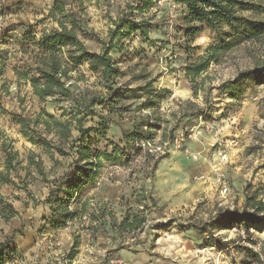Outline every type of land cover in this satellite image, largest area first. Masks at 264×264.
Instances as JSON below:
<instances>
[{"label": "rangeland", "instance_id": "374dc122", "mask_svg": "<svg viewBox=\"0 0 264 264\" xmlns=\"http://www.w3.org/2000/svg\"><path fill=\"white\" fill-rule=\"evenodd\" d=\"M58 2L65 15L56 9ZM173 2L176 8H172ZM136 4V0H0V199L18 211L8 221L0 218L6 234L15 232L17 247L16 256L0 264H242L244 257L252 260V254L264 247V224L207 225L219 210L242 212L247 196L264 202V81L245 83L237 99L221 87L239 71L253 67L255 59L264 58V50L248 52L241 46L230 51L220 64L210 66L203 83V89L211 88L209 92L201 90L198 97H188L190 87L184 73L188 57L204 54L216 40V33L205 29L195 39H188L187 12L177 0H154L143 11L129 8ZM73 13L83 28L78 30L82 41L95 52L108 44L115 20L128 16L127 20L146 24L147 37L136 31L119 43L113 41L116 45L110 55L125 72L119 84H144V80H132L143 71L154 79L155 88L171 92H162L163 100L152 108L143 106L147 104L145 97L119 101V106L128 107L121 117L118 112L95 109L111 121L106 137L90 133L93 148L112 154L118 146L122 151L113 155L115 159L102 158L97 178L68 203L76 215L54 227L52 222L60 217L53 213L55 203L47 201L48 181L66 170L72 155L65 158L33 143L30 137L55 140L53 132L45 131V117L39 114L44 109L60 118L68 112L67 102L58 104L53 97L42 100L15 70L23 71L25 62L34 68L31 58L39 47L33 42L39 41L44 30L60 29V21L70 27L68 20ZM24 48L31 54H25ZM139 63L142 67L135 68ZM80 69L86 80L77 83V92L103 93L87 65ZM35 73L31 71V75ZM188 102L206 105L203 115L215 127L211 133L200 128L195 139L189 140L187 148L198 154V159L175 148L152 155L138 146L141 139L170 140L166 128L176 127L175 135L184 134L193 125L180 117L187 112ZM146 117L155 124L150 135L148 128H143L141 138L128 139L134 123ZM23 124L30 136L23 133ZM84 125L93 123L88 119ZM191 141L201 145L188 146ZM219 150L226 159L221 160ZM9 152L16 169L8 172L11 182H5L1 175L7 172ZM30 158L39 162L44 175L29 164ZM116 181L119 198L106 200L99 191ZM125 215L130 216L129 222L134 217L138 221L129 230L120 231ZM196 228L206 231L201 234ZM239 245L244 249H238Z\"/></svg>", "mask_w": 264, "mask_h": 264}, {"label": "trees", "instance_id": "16d2710c", "mask_svg": "<svg viewBox=\"0 0 264 264\" xmlns=\"http://www.w3.org/2000/svg\"><path fill=\"white\" fill-rule=\"evenodd\" d=\"M177 1L185 7L187 12L185 21L188 39H195L205 29L216 33V40L206 52L196 58L189 56L184 67L185 77L188 79L193 97H198L201 90L206 94L209 92L211 88L203 89V83L209 77L207 73L210 66L220 64L230 51L241 46L248 52H252L251 49L254 51V48L264 50V0ZM136 2L134 7L129 6V8L143 11L154 4V0H136ZM56 9L65 15L63 6L59 2ZM76 16V13H73L69 17L70 27L65 24V21H60V29L44 30L39 41L33 42L39 47L35 56L31 58L35 61L34 68L25 62L26 67L23 71L15 70L21 79L31 83L35 94L42 100L53 97L58 104L67 102L68 112L60 118L48 114L44 109L39 114L45 117L42 121L45 131L53 132L55 140L49 141L45 138L35 140L30 137L33 143L55 150L65 158L72 155V161L67 164L66 170L59 176H53L49 181L46 180L50 184L47 201L50 204L55 203L52 204L53 213L55 217L57 215L60 217L58 220L55 218L52 222L54 227L64 225L67 220L76 215L69 210L68 203L75 198L76 192L80 193L97 178L102 158L115 159L113 155L122 151L118 146L114 147L112 154L93 148L90 133L95 132L97 137H106L108 124L111 121L100 116L95 109L100 107L102 111L106 109L110 113L118 112L117 115L121 117L122 111H128V107L119 106V101L130 99L135 101L145 97L147 104H143V106L152 108L163 100L162 92L166 94L171 92L155 88L154 79L143 71L134 74L132 80H144V84H137L134 87L129 86V82L119 84L118 79H122L125 72L110 55V50L116 45L113 44V41L117 39V43H119L122 38H127L136 31L147 37L149 28L146 24L140 25L134 20H127L128 16L115 20V28L109 31L108 44L103 47L101 52H95L82 41L78 30L83 31V28L78 24ZM27 36L29 34H26V38H28ZM259 49L256 50L260 51ZM23 52L30 53L27 48H24ZM83 65H87L88 70L96 76L95 83L101 84L103 93L93 90L77 92L79 89L76 87L77 83L86 80V75L80 69ZM137 67H142V65L136 64L135 68ZM32 70H35V75H31ZM263 81L264 58H257L254 60L253 67L239 71L235 78L222 83L221 87L229 92L231 98L237 99L240 96L242 85L262 83ZM187 106V112H184L180 117L188 118L187 122L192 124L206 112V105L200 106L194 102H188ZM95 117L99 119L97 122L94 120ZM88 119L92 121L93 125L86 127L84 123ZM154 125L150 118L146 117L143 122L134 123L133 131L126 137L133 140L141 138L142 129L145 127L148 128L150 135ZM27 128L23 124V133L30 136ZM175 129L176 127L170 130L166 128L165 133L169 134L166 138L172 139L175 136ZM73 131L77 133L75 136ZM12 159L13 154L9 152L6 160L7 172L2 173V181L11 182L8 172L11 169H16L15 166H12ZM29 164L36 165L38 172L44 175L38 161L30 158ZM244 206L242 212L238 209L226 212L219 210L215 218L207 225L222 227L230 222L237 224L244 221L252 224H264L263 201H257L254 197L247 196ZM16 215H18V211L13 204L1 198L0 218L8 221ZM129 217L125 215L119 223L120 231H127L135 226L138 218L134 217L133 222H129ZM196 229L201 234L206 231L205 229ZM246 233H250L249 228H246ZM14 235L15 232L8 235L0 227V263L16 256L17 247L14 245ZM238 249L243 250L244 246L239 245ZM252 257V260H249L247 256L244 257L241 263L264 262V247L260 252L253 253Z\"/></svg>", "mask_w": 264, "mask_h": 264}, {"label": "built area", "instance_id": "2783aa9c", "mask_svg": "<svg viewBox=\"0 0 264 264\" xmlns=\"http://www.w3.org/2000/svg\"><path fill=\"white\" fill-rule=\"evenodd\" d=\"M172 8H176L177 5L175 2L171 4ZM138 38V36H136ZM202 128L205 132H213L215 127L214 124L205 119L204 115L200 116L199 123L193 124L189 128H187V131L183 133H179L175 135L172 139L167 141H151V140H145L141 139L138 142V146L140 148L145 149L149 154L152 155H160L165 154L167 152H171L174 148L178 150H182L183 152L187 153L192 159H198V154L190 153L187 144L189 140L195 139L197 134H199V129ZM147 129V127H145ZM218 154L221 156V160L226 159V156L222 150L218 151ZM218 180L221 181V177L223 176L222 173L218 174ZM204 176H200V179H203ZM223 192H227L226 183H223Z\"/></svg>", "mask_w": 264, "mask_h": 264}, {"label": "crops", "instance_id": "0c3cea01", "mask_svg": "<svg viewBox=\"0 0 264 264\" xmlns=\"http://www.w3.org/2000/svg\"><path fill=\"white\" fill-rule=\"evenodd\" d=\"M191 94H192L191 89L190 90L188 89V95H189L188 97H190ZM189 144L190 145H188V146H193V147H195L196 144L199 145V143H197L196 141H191ZM120 192H121L120 185L117 181L114 183L112 182V183L108 184V186L102 188V191H99L100 194L105 195L106 200H109V199L110 200H113V199L116 200L117 198H119Z\"/></svg>", "mask_w": 264, "mask_h": 264}]
</instances>
